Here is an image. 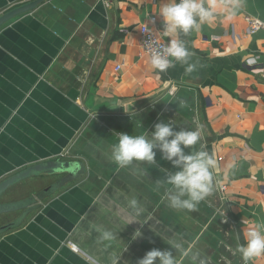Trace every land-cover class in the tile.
I'll return each mask as SVG.
<instances>
[{
    "label": "crops",
    "instance_id": "1",
    "mask_svg": "<svg viewBox=\"0 0 264 264\" xmlns=\"http://www.w3.org/2000/svg\"><path fill=\"white\" fill-rule=\"evenodd\" d=\"M29 1L0 0V15ZM162 3L44 0L0 27V178L56 158L85 166L0 237V264H137L171 241L198 253L197 264H244L237 244L264 225V29L245 34L247 17L264 19V0L180 37L198 62L191 75L179 63L153 69L138 45L142 24L168 41ZM161 120L200 130L195 148L217 162L195 210L170 207L158 181L176 169L158 150L156 164L110 159L118 132L150 136ZM60 177L37 178L50 179L43 188ZM97 228L115 239L99 242Z\"/></svg>",
    "mask_w": 264,
    "mask_h": 264
},
{
    "label": "clouds",
    "instance_id": "2",
    "mask_svg": "<svg viewBox=\"0 0 264 264\" xmlns=\"http://www.w3.org/2000/svg\"><path fill=\"white\" fill-rule=\"evenodd\" d=\"M242 7V0H163L156 14L162 19V34L169 39L163 45H150V65L165 73L179 63L184 66L186 75L196 72L198 62L193 61V53L180 37L198 31L202 25L218 18L231 21L236 10ZM174 125L161 120L154 125L150 136L118 132L116 142L111 145L110 159L121 168L133 161L156 164L158 150L161 158L170 161L176 169L169 170L164 180L158 181L170 186L167 191L170 207L192 211L213 191V169L217 162L204 145L195 148L201 140L200 130H176ZM186 148L190 151L186 152ZM137 203L135 198L129 201L133 209ZM96 231L101 243L115 239L110 230L97 228ZM140 235L139 231L137 237ZM168 244L171 249L152 248L137 260V264H181L182 258L189 264H197L198 253L186 251L184 245L177 241ZM236 250L244 264L264 255V225L249 226L243 233V243H238ZM177 253H182V258ZM199 264H204V261L199 260Z\"/></svg>",
    "mask_w": 264,
    "mask_h": 264
},
{
    "label": "water",
    "instance_id": "3",
    "mask_svg": "<svg viewBox=\"0 0 264 264\" xmlns=\"http://www.w3.org/2000/svg\"><path fill=\"white\" fill-rule=\"evenodd\" d=\"M42 1L44 0H31L4 12L0 15V27L12 18L32 10ZM84 173L85 166L82 162L56 158L54 160L29 165L1 180L0 197L22 181L41 176L61 175L60 178L41 188L34 195H29L11 202L0 203V215L18 212V215L11 221L0 225V235L19 227L32 211L40 207L43 200L67 183L79 179Z\"/></svg>",
    "mask_w": 264,
    "mask_h": 264
},
{
    "label": "rangeland",
    "instance_id": "4",
    "mask_svg": "<svg viewBox=\"0 0 264 264\" xmlns=\"http://www.w3.org/2000/svg\"><path fill=\"white\" fill-rule=\"evenodd\" d=\"M5 7L7 8V5ZM5 7L4 8L0 7V11H3ZM17 171L19 170H14L13 172L7 173L4 177L0 178V181ZM49 180L50 179L36 178V179H28L21 183H18L17 185L10 188L2 197H0V203L11 202V201L19 200L29 195H34L38 190L41 189L43 184L48 182ZM31 214L32 212L28 216H30ZM17 215L18 212L0 215V225L8 221H11ZM28 216L26 218H28ZM3 234H1L0 237L3 236Z\"/></svg>",
    "mask_w": 264,
    "mask_h": 264
},
{
    "label": "built area",
    "instance_id": "5",
    "mask_svg": "<svg viewBox=\"0 0 264 264\" xmlns=\"http://www.w3.org/2000/svg\"><path fill=\"white\" fill-rule=\"evenodd\" d=\"M150 21L154 22L155 17H151ZM246 21H247V27L245 30L246 35H250L260 29H264V19L247 17ZM164 43H166V41H163L160 38H158L149 26L142 24L139 27L138 45L140 49L142 50V52L146 54L148 57H149V52H150V45H163ZM119 68L120 66H116V70ZM219 190L220 191L225 190V186H220ZM72 249L73 251H77V248L74 245H72Z\"/></svg>",
    "mask_w": 264,
    "mask_h": 264
}]
</instances>
